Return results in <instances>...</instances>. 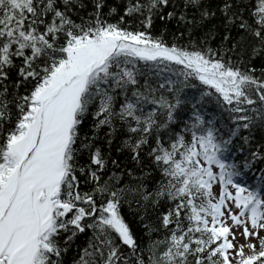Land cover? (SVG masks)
Instances as JSON below:
<instances>
[{"label":"snow or ice","instance_id":"6c2138e0","mask_svg":"<svg viewBox=\"0 0 264 264\" xmlns=\"http://www.w3.org/2000/svg\"><path fill=\"white\" fill-rule=\"evenodd\" d=\"M0 264H264V0H0Z\"/></svg>","mask_w":264,"mask_h":264},{"label":"trees","instance_id":"16d2710c","mask_svg":"<svg viewBox=\"0 0 264 264\" xmlns=\"http://www.w3.org/2000/svg\"><path fill=\"white\" fill-rule=\"evenodd\" d=\"M212 23H215V21H213ZM168 27L172 28V27H174V25L170 23L168 25ZM156 28L158 30L162 29V28H164V24L160 21H156ZM219 42H220V37L217 36L216 40H214L212 42V46L216 47V45ZM257 64H259V61H257ZM136 207L137 206H136L135 200L133 199L132 203H131V208H129V206L127 204L124 205L123 213L125 214L126 218L131 222V227H132L133 231L139 232L142 230V225L139 223V216L135 215Z\"/></svg>","mask_w":264,"mask_h":264}]
</instances>
